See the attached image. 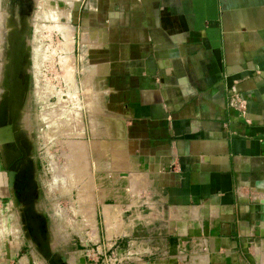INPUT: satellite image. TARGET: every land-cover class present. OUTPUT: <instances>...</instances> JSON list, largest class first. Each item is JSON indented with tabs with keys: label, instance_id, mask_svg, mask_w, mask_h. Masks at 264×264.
<instances>
[{
	"label": "crops",
	"instance_id": "obj_1",
	"mask_svg": "<svg viewBox=\"0 0 264 264\" xmlns=\"http://www.w3.org/2000/svg\"><path fill=\"white\" fill-rule=\"evenodd\" d=\"M67 9V43L97 92L84 105L97 106L89 134L99 189L114 199L122 189L127 210L137 190L140 212L165 221L153 228L156 256L133 264H188L184 246L201 252L196 264H264V0ZM5 44L0 28V103ZM233 86L246 114L229 104Z\"/></svg>",
	"mask_w": 264,
	"mask_h": 264
},
{
	"label": "rangeland",
	"instance_id": "obj_2",
	"mask_svg": "<svg viewBox=\"0 0 264 264\" xmlns=\"http://www.w3.org/2000/svg\"><path fill=\"white\" fill-rule=\"evenodd\" d=\"M72 1L35 0L32 14L22 23L20 17L15 16V26H8L5 21L7 0L0 3V28L8 46L3 81L7 78V83H11L15 45L20 44L22 36H25L30 56L31 64L26 69L29 90L19 116L22 125L33 129L37 185L36 191L31 190L27 195L35 199L30 206L27 204L31 211L27 221V217L18 213L8 189L0 195L3 264L7 263L4 257L9 256L7 249L10 248L13 257L8 258V264H133L142 259L152 260L156 256L153 240L159 238L153 228L165 225L163 216L150 213L146 207L145 212H140L141 196L137 190L131 192L137 207L127 210L128 207L121 204L122 189H116L115 199L109 189H99L89 134L96 129L97 106L84 105L91 96L95 98L97 92L94 85L85 84L90 73L76 67L71 45L67 43L70 30L63 17ZM26 25L31 34L25 32ZM61 63L68 72L65 71L62 78L69 81L70 88L64 87L59 77ZM76 81L82 90L83 105H78L82 107L80 110L71 109L74 118L69 120L73 115L70 109L46 112L47 103L56 102L61 90L68 93L70 89H77ZM50 88L53 94L47 96ZM2 89L7 93L10 90L3 83ZM9 113L13 111L8 107L6 118ZM48 119L52 123L50 130ZM117 177L122 179L121 174ZM35 218L39 221L38 233L31 221ZM25 224L32 228L31 237ZM190 249L185 252V261L196 264V256L201 252H189Z\"/></svg>",
	"mask_w": 264,
	"mask_h": 264
},
{
	"label": "flooded vegetation",
	"instance_id": "obj_3",
	"mask_svg": "<svg viewBox=\"0 0 264 264\" xmlns=\"http://www.w3.org/2000/svg\"><path fill=\"white\" fill-rule=\"evenodd\" d=\"M5 2V0H0ZM35 6V0H7L5 10L6 23L8 26H15V16L20 17V22L27 15H31ZM21 22V23H22ZM9 35L8 33H5ZM0 155L2 165L7 175L8 190L14 198L16 208L19 214L30 219L28 214L30 211V203L35 199L29 196L30 191H36V162H35V144L33 129L27 128L20 121V116L9 113L5 122L0 126ZM13 173L12 185L9 181V173ZM35 194V193H34ZM26 196V197H25ZM29 206H28V205ZM26 230L31 237L33 235L32 228L29 224H25Z\"/></svg>",
	"mask_w": 264,
	"mask_h": 264
},
{
	"label": "water",
	"instance_id": "obj_4",
	"mask_svg": "<svg viewBox=\"0 0 264 264\" xmlns=\"http://www.w3.org/2000/svg\"><path fill=\"white\" fill-rule=\"evenodd\" d=\"M25 32L31 34L29 27H25ZM18 41V40H17ZM20 44L16 43L13 56V66H12V79L11 83H7V78L3 81V86L5 88H10L8 93L3 91L0 103V126L5 122L6 111L9 107L12 111H15L16 119L19 116L22 106L25 104L28 90H29V76L26 73L27 67L30 66V56L26 46L25 36L20 38ZM10 185L13 181V173H9ZM36 219V218H35ZM31 219L34 221V226L39 230V221Z\"/></svg>",
	"mask_w": 264,
	"mask_h": 264
},
{
	"label": "built area",
	"instance_id": "obj_5",
	"mask_svg": "<svg viewBox=\"0 0 264 264\" xmlns=\"http://www.w3.org/2000/svg\"><path fill=\"white\" fill-rule=\"evenodd\" d=\"M74 2H75V0H73L72 2H69L68 7L72 6L74 4ZM65 71L67 72L66 67H65V65L63 63H61V65L59 66V73H60L59 77L62 78V76L64 74H66ZM68 82L69 81H64V79H63L64 87L66 85L67 88H70L71 85H69ZM76 83H77L76 84L77 89H70L68 91V93L63 92V90H61L60 95L59 96L57 95V101L56 102L49 101L47 103V105H49V107L46 109V112L48 110H50L52 112H55V111L57 112L58 109H64V110H66L68 112L69 109H70L69 112L71 114H73V115H71L69 113L71 115V117H69V120H71L72 118H74V115L75 114H74L73 111H71V109H73V110H76V109L80 110L82 107L80 106L78 108V105H83L82 94H81V91L82 90L79 88L78 81H76ZM85 84H88V85H91L92 84V81H91V78L90 77L88 78V80H86V83ZM79 89H80V91H79ZM51 90H52V88H50L49 89V92L46 93L47 96H50V95L53 94V93L50 92ZM228 94H229V104H230V106L233 107V108H236V109L240 110L242 112V114H246V111H247V101H246V99H244V97L242 96V94L236 89V87H234V86L231 87L229 89V93ZM58 113H61V112H58ZM48 121L49 122L47 124V127L50 130V127L52 126L51 119H48ZM182 250L184 252H186L188 250V248L186 246H184L182 248Z\"/></svg>",
	"mask_w": 264,
	"mask_h": 264
},
{
	"label": "bare ground",
	"instance_id": "obj_6",
	"mask_svg": "<svg viewBox=\"0 0 264 264\" xmlns=\"http://www.w3.org/2000/svg\"><path fill=\"white\" fill-rule=\"evenodd\" d=\"M51 113V112H50ZM26 258V257H25ZM27 259V258H26Z\"/></svg>",
	"mask_w": 264,
	"mask_h": 264
}]
</instances>
